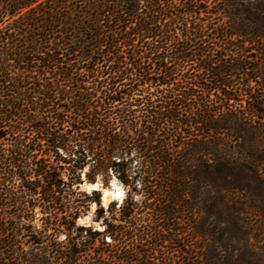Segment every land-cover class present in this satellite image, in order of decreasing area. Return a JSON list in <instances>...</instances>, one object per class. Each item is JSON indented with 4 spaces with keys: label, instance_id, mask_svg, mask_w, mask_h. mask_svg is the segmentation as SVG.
<instances>
[{
    "label": "trees",
    "instance_id": "1",
    "mask_svg": "<svg viewBox=\"0 0 264 264\" xmlns=\"http://www.w3.org/2000/svg\"><path fill=\"white\" fill-rule=\"evenodd\" d=\"M252 1L0 0V264L51 263L19 244L25 233L43 250L50 231L66 242L52 264H154L162 230L180 264H264L208 244L224 220L243 235L246 200L264 195V153L238 141L264 134ZM86 166L88 182L122 185L119 205L69 193ZM92 203L101 230L77 224ZM35 207L40 233L23 223ZM182 237L206 241L200 256Z\"/></svg>",
    "mask_w": 264,
    "mask_h": 264
},
{
    "label": "rangeland",
    "instance_id": "2",
    "mask_svg": "<svg viewBox=\"0 0 264 264\" xmlns=\"http://www.w3.org/2000/svg\"><path fill=\"white\" fill-rule=\"evenodd\" d=\"M261 0H254L252 1L249 5L252 7H257L258 4H260ZM264 3V0L263 2ZM248 4V3H244ZM217 9L216 7L212 6V12H215ZM215 17L212 16L211 19L213 20ZM213 23L217 24V20H214ZM228 23V21H226ZM228 25V24H227ZM234 43L241 44L242 41L237 40ZM246 48H248L250 51L249 54L253 55L255 57L254 61H251L253 65H256L259 67V78L257 79V82L259 84L264 83V39L262 38H257L255 44L252 46H249L248 44L245 45ZM251 88L253 89V92L257 96H261V88L259 87L258 84L255 82L251 83ZM215 92L211 93V99H214ZM242 110L246 107V97H242ZM249 116V115H248ZM260 121L257 123V127L259 129H262L263 127L261 125ZM264 134L261 133V131L257 132L255 135H247L244 134L241 136V138L238 140L239 143L242 144L243 148L249 146V145H255L259 147V151L264 153ZM227 139V137H226ZM228 140H231L228 138ZM259 169L260 172H262V176H264V157L261 163H259ZM134 166V165H133ZM88 171V166L84 168V170L81 173V184H78L79 190L76 191L75 187L73 186L70 190L69 193L73 195V197L79 198L80 195L78 194L79 192H85L87 194H90L92 191L86 189L84 187L85 184H92L91 182H88L85 178V174ZM65 173L63 174V179L68 182V173L67 171H64ZM95 183H99L104 191H108L111 189V187L115 184L121 191V195L118 197L111 196L110 194L108 195V199L106 202H104V195H102V192H99L101 195V203L102 206L106 209L112 202H117L118 205L121 203L123 198L126 195L125 189L122 187V185L115 179L114 176H112L107 184L105 185L103 181L98 178ZM260 191V190H259ZM245 195V194H244ZM133 198L135 201L142 200L143 197L141 194H133ZM82 199V198H80ZM244 199H246V196H244ZM246 206L244 207V212L239 215V219L241 220V226L243 228V235L238 234V239H233V235L236 234L237 231H235L232 227L231 224H229L228 221H222V223H219V225L216 227V231L220 233V240L212 241L211 243L209 242L208 244L215 248V254L219 255H230L233 257H237L249 249L253 254L263 257L264 258V195L254 199V200H246ZM96 206L94 203H92L89 207H84L82 209V215L78 219L77 224L79 226H93L95 229L101 230L102 227L93 221L94 218V212H95ZM177 210V209H176ZM147 215V211L145 212ZM148 213H151L148 211ZM0 215H4L3 212H0ZM145 215V216H146ZM43 215L41 214V211L38 207H35L30 213H29V221L23 222L27 226L31 227V232L32 233H40L42 232L43 228V222L42 219ZM22 223V224H23ZM151 223L150 221L146 222L144 226L150 227ZM177 227V226H176ZM213 228V227H212ZM163 231V236L166 238V241L161 243V247H157V252L154 254V260L152 259L154 264H180L179 261L181 259L179 258V254L175 251H173V245L169 242L168 237H169V231ZM237 236V235H236ZM184 239V243L188 244L189 250L192 252L196 253L197 256H200L201 252L200 249L206 241H200V240H192V239H187L185 237H182ZM43 245L41 249L35 248L30 242L27 236H25V233L19 237V244L23 248V251L25 252H32L34 254H38L41 256L45 257H50L51 258V263L53 262L52 259V254L50 250V245L53 243L57 244H62L63 246L66 244L65 242V234H56L53 233V231H50L47 233V236L44 237L43 239ZM144 249L149 251L152 249V241L150 238H147L144 241ZM61 245V246H62ZM247 247V248H245ZM223 248V249H221ZM219 249V251H218ZM245 249V250H244ZM247 249V250H246ZM41 250V251H40ZM244 250V251H243ZM56 264V263H54Z\"/></svg>",
    "mask_w": 264,
    "mask_h": 264
},
{
    "label": "water",
    "instance_id": "3",
    "mask_svg": "<svg viewBox=\"0 0 264 264\" xmlns=\"http://www.w3.org/2000/svg\"><path fill=\"white\" fill-rule=\"evenodd\" d=\"M84 187L90 191L102 192L103 195L104 190L99 183L85 184ZM109 191H111V194H113L112 192L114 191V186H112Z\"/></svg>",
    "mask_w": 264,
    "mask_h": 264
},
{
    "label": "bare ground",
    "instance_id": "4",
    "mask_svg": "<svg viewBox=\"0 0 264 264\" xmlns=\"http://www.w3.org/2000/svg\"><path fill=\"white\" fill-rule=\"evenodd\" d=\"M114 186V191L112 192L113 194H111V191H103V195H104V197H103V199H104V202H106L107 201V199H108V195L110 194L111 196H115V197H118L119 198V196L121 195V191H120V189L117 187V185H113Z\"/></svg>",
    "mask_w": 264,
    "mask_h": 264
}]
</instances>
